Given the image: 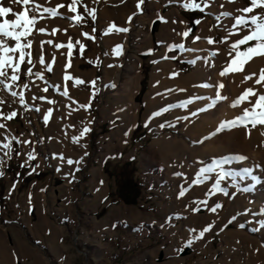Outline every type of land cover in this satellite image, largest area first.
Wrapping results in <instances>:
<instances>
[{
  "label": "rangeland",
  "instance_id": "1",
  "mask_svg": "<svg viewBox=\"0 0 264 264\" xmlns=\"http://www.w3.org/2000/svg\"><path fill=\"white\" fill-rule=\"evenodd\" d=\"M35 2L55 8L58 15L44 13L40 19L39 13H29L37 16L33 34L26 38L32 46L25 49L33 62L26 57L15 86H0V124L5 125L0 146L11 144L10 158L8 149L0 147V264H264V198L256 203L249 194L250 181L236 176L233 165L250 169L253 164L232 145L236 135L249 131L258 136L261 130L248 124L217 133L224 122L214 121L217 108L199 111L215 99L210 92L226 66L223 60L235 56L231 44L247 34L232 25L249 0H143L139 8V0H81L76 12L68 11L71 0ZM3 3L24 10L8 0ZM185 3L204 9L195 30L182 15L192 9L184 8ZM76 15L83 19H68ZM113 26L128 31H109ZM233 30L236 36L229 35ZM195 39L197 45L189 46ZM208 39L216 43L207 47ZM147 63L144 92L137 101ZM65 75L72 79L65 80ZM76 79L85 83L76 84ZM12 91L23 92V104ZM87 93L91 98L85 108ZM188 99L193 103L179 107ZM11 112L16 117L3 119ZM137 124L146 135L133 145ZM85 127L89 131L81 137ZM217 140L228 142L231 151ZM29 153L34 160H28ZM110 159L135 161L140 190L135 204L107 207L115 181L102 165ZM208 168L213 171L198 176ZM222 173L228 174L220 181L227 194L213 187ZM196 179L201 182L193 183ZM182 188L186 191L180 197ZM217 204L221 207L212 211ZM205 227L210 230L201 237Z\"/></svg>",
  "mask_w": 264,
  "mask_h": 264
},
{
  "label": "snow or ice",
  "instance_id": "2",
  "mask_svg": "<svg viewBox=\"0 0 264 264\" xmlns=\"http://www.w3.org/2000/svg\"><path fill=\"white\" fill-rule=\"evenodd\" d=\"M229 3H236V0H228ZM9 4L14 5H23L24 10L23 11H14V9L10 6H4L3 0H0V86H3L4 89H10L13 86L16 85L17 81L20 80V72H21V65L25 62L26 57L27 63L31 64L33 61L31 59V53L25 51V49H30L32 46V41L27 40L26 38L29 35L33 34V28L35 27L37 23V16L36 15H29V13H39V18H44V13H48L50 16L55 17L58 15L57 10L55 8L50 7H43L42 5L35 2V0H8ZM81 3V0H71V4H69L68 11L69 12H76L77 8L76 6ZM143 3V0H139V3L137 4V8L140 7V4ZM208 5L205 4V7ZM58 7H64V5H59ZM184 8H194L199 9L200 11H204L203 8H201L200 4L196 3H185L183 5ZM223 7V5H221ZM85 11L89 12V15L92 16L93 19H95L94 12L85 9ZM240 15H237L234 17V24L232 25L233 28H238L240 30L247 29V34H244L241 38H238L234 43L231 44V51L235 52V56L232 58L231 63L226 65L224 70L220 72V76H226L229 72H237V71H243L244 65L248 63L250 60H252L254 57H264V0H249L248 6H244L237 10ZM259 12V14H257ZM9 15H12L15 17V19H8ZM224 16H230L231 13L224 12ZM68 19L75 20L77 22H80L83 18L80 15H76L73 17H68ZM131 19V18H129ZM197 24L200 23L199 20L196 21ZM249 25L251 27H249ZM95 31V29H93ZM118 31V32H127V28H115L113 26L109 29V31ZM39 32L43 33L44 29L40 28L38 29ZM55 29L53 30V34H55ZM83 35L89 39L92 37L89 36L88 33H83ZM184 37H187L189 35L188 31H185L182 33ZM229 35H233L231 31H229ZM196 39H200V37H196ZM10 41L14 42L13 44H10ZM208 44L216 43L212 39H208ZM223 42V41H221ZM254 42V43H252ZM48 44H52V41H47ZM77 44H80L79 41H76ZM243 45H247V47L241 51L240 48ZM55 48L59 49L64 47L62 44H55L53 45ZM72 43L69 42L67 45L68 48V55L71 56L72 54ZM177 47L183 49V45H177ZM80 50H84V45L80 44ZM121 51V46L117 45L114 49V52L119 55ZM189 51H194L192 49H189ZM18 54V56L16 55ZM212 55H216V53H212ZM231 55V53H230ZM167 58V57H166ZM195 61H193L194 63ZM40 63H45L43 57L40 58ZM45 67L48 69V71H52L51 65L46 64ZM9 70H11V74L9 75ZM28 73L32 74V69H28ZM35 75L43 79L41 74L39 72L35 73ZM256 74L253 73L251 75H245L244 81L246 82L248 80H251L253 76ZM65 80H71L72 77L65 75ZM10 81V83H9ZM76 84H83L84 81L80 79H76ZM255 84L261 85L264 87V70H261L259 73L258 78L255 80ZM202 87H210L209 84H203ZM24 88H27L28 85L24 84ZM224 88L223 84L218 85V90L216 92L215 100H213L211 103L207 105V108H200L199 111L203 112L208 109L213 108L218 101L225 100L227 97H224L221 95L219 89ZM45 92L48 91L47 88L43 89ZM65 96L68 95V91L65 90L63 93ZM11 95L13 97H16L19 95L20 97V103H24V94L23 92H20L19 94L15 91L11 92ZM254 97V101L250 98ZM40 99H43V97H40ZM196 99H202L201 97H196ZM248 101L250 107L245 108L243 110V114L240 116H237L235 119L231 121H224L221 122L220 125L217 127L216 132H221L225 130L226 128L236 127L243 125L247 127L248 124H251L252 128H257L258 126H264V93H261L257 90H254L252 87H249L244 90V92L239 96L238 99H236L231 106L236 107L241 102ZM0 103H3V101H0ZM48 103H54V101H48ZM193 103L192 99H188L184 102H182L179 107H186L187 105H190ZM82 107L87 108V105H83ZM175 107V105H169V108ZM36 111H40L39 108L36 109ZM162 111H168V108L162 109ZM51 114V109H49V113L44 116V120L47 123L49 115ZM161 112H155L153 113L154 116H159ZM197 113H193V115H196ZM16 112H11L5 116H3V119L5 120H11L14 117H16ZM4 124H0V129L4 128ZM163 127V125H161ZM89 129L85 127L81 133L80 136L83 137ZM215 134V133H214ZM261 135L264 136V131L261 132ZM15 139V138H13ZM77 138L74 137V140ZM4 149H8V151L5 152L6 156L11 157V144L5 143L2 146ZM35 156L32 153L28 154V160H34ZM238 159H245V157L240 156ZM227 161H221V163H226ZM68 164H72L73 161L69 159L67 161ZM79 163V161H77ZM213 169H201V172L198 174V176H202L205 172H211ZM2 175V173H0ZM176 175H181L180 173H176ZM228 175L227 173H222L219 175V177L216 180L214 187V190L225 192L227 194L225 189L220 188V181L224 179V177ZM200 179L193 180V183H200ZM247 190V189H245ZM186 189L182 188L179 196L182 197L185 194ZM221 207V205L217 204L215 208H212V211H215L216 208ZM261 226L264 227V222L261 223ZM210 229L209 227H205L203 231L200 233V236L202 237L205 232H208ZM254 231L258 229H253ZM191 243V241H189Z\"/></svg>",
  "mask_w": 264,
  "mask_h": 264
},
{
  "label": "bare ground",
  "instance_id": "3",
  "mask_svg": "<svg viewBox=\"0 0 264 264\" xmlns=\"http://www.w3.org/2000/svg\"><path fill=\"white\" fill-rule=\"evenodd\" d=\"M232 33V36H236L237 32L235 33L233 30ZM195 44L196 41H193L189 43V46L194 47L196 46ZM187 52L190 51L188 50ZM231 60L232 58H224L223 62L225 65H228L231 63ZM261 70H264V57H254L249 64L244 65L243 71L229 72L226 76L223 77L219 75L218 81L217 83H215L216 90L212 93L210 92V99H214V97L216 96L219 84L224 85V88L219 89V91L221 95L227 97V99L218 101L214 106L217 108L216 118L214 121H225L230 119L233 120L237 116H239V112H243L245 108L250 107L248 101L241 102V104L236 107L231 106V104L239 98V96L244 92L245 89L252 87L254 90L264 93V87L255 84V80L258 78ZM253 73H255L256 75L253 76L251 80L242 82L244 81L245 75H251ZM180 80H178L177 82H180ZM250 99L254 101L255 98L251 97ZM208 114L206 115L207 120L212 116L211 112H209ZM257 129L261 130L260 132L256 133L258 134V136H251V134L255 133L248 131L243 132L238 137H236L237 135L235 136L234 134L235 138L233 137L232 140V145L234 144L235 146H237L239 148V151L242 152L247 158L246 162L254 165H251L250 169L233 165V171L239 179H247L250 181L249 194L254 198L256 203L264 198V136L261 135V132L264 131V126H259L257 127ZM218 142L219 143L217 144L219 145L223 144V147L226 148V151L230 150L231 145L228 144V142H225L224 140Z\"/></svg>",
  "mask_w": 264,
  "mask_h": 264
},
{
  "label": "trees",
  "instance_id": "4",
  "mask_svg": "<svg viewBox=\"0 0 264 264\" xmlns=\"http://www.w3.org/2000/svg\"><path fill=\"white\" fill-rule=\"evenodd\" d=\"M182 15L191 21L193 25L196 24L197 20L201 21L204 17L201 11L194 8L182 12ZM149 67V63L145 64L143 67L144 75L141 81L140 91L136 97L137 101H139L144 92ZM145 135L146 134L142 132L141 126L137 124L131 135V144L134 145L137 142L142 141ZM102 169L105 175L109 178H113L115 181V190H110L107 196V207H111L120 202L127 205L135 204L140 196L139 186L135 178L137 172L135 161L120 164L117 161L110 159L103 163Z\"/></svg>",
  "mask_w": 264,
  "mask_h": 264
},
{
  "label": "crops",
  "instance_id": "5",
  "mask_svg": "<svg viewBox=\"0 0 264 264\" xmlns=\"http://www.w3.org/2000/svg\"><path fill=\"white\" fill-rule=\"evenodd\" d=\"M204 15V14H203ZM195 41H196V44L195 45H197V40L195 39ZM199 42L201 43L202 41L201 40H199ZM206 46L208 47V43L206 44ZM199 64L200 63H202V62H198ZM202 65L204 66V68H205V71H207L208 70V59H205L204 61H203V63H202ZM197 79L198 80H201V77L199 76V75H197ZM89 87H92V84L91 83H89ZM90 98H91V95L89 94V93H87L85 96H84V105H87V103H89V100H90Z\"/></svg>",
  "mask_w": 264,
  "mask_h": 264
},
{
  "label": "water",
  "instance_id": "6",
  "mask_svg": "<svg viewBox=\"0 0 264 264\" xmlns=\"http://www.w3.org/2000/svg\"><path fill=\"white\" fill-rule=\"evenodd\" d=\"M195 27H196L195 25H192V30H195Z\"/></svg>",
  "mask_w": 264,
  "mask_h": 264
}]
</instances>
